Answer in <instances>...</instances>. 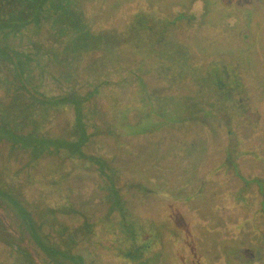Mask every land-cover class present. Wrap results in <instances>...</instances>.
Masks as SVG:
<instances>
[{
    "label": "trees",
    "instance_id": "obj_1",
    "mask_svg": "<svg viewBox=\"0 0 264 264\" xmlns=\"http://www.w3.org/2000/svg\"><path fill=\"white\" fill-rule=\"evenodd\" d=\"M149 1L152 6L160 2ZM212 1L206 0L204 5L200 2L197 8L190 6L194 9L189 12L182 8L183 12L174 15L169 10V14L154 18L136 11L135 4L142 5L146 0H118L116 26L106 21L108 28L98 30L102 22L90 19L85 0H0V242L6 245L0 264H37L25 242L35 245L47 264H98V247L103 252L122 254L118 264H131L132 258L143 261L146 253L159 252L171 241L179 248L173 256L177 262L185 247L193 259L201 257L196 248L191 249L194 239L204 240L200 234L189 229L173 240L171 236L176 231L165 233L163 226H170L164 223L162 229L158 223L149 228L144 223V213L142 218L135 216L136 207L131 204L136 194L143 195L142 199L153 195L173 201L175 197L142 183L134 184L124 176L122 166L127 160L120 161L117 168L113 152L110 158L105 157L99 154L98 145L125 156L122 152L141 142V138L147 139V134L159 137L166 130L170 134L179 127L186 130L190 122L198 119H214L213 113L205 115L203 108L195 114L192 100L180 99L179 93L170 100L173 110L167 102L158 101L161 89L153 88L155 95L148 93L144 73L139 67H128L126 52L131 49L138 52L148 45L159 47L156 53L150 49L148 56L153 59L163 55L167 56L165 60H173L170 77L188 80L193 74L194 81L201 75L211 76V91L230 99L233 89L227 86L228 63L211 66L206 65L205 58H193L204 57L198 30L210 15ZM195 2L190 0L189 4L196 5ZM128 6L136 10H128ZM228 9L232 10H225L229 12ZM238 9L251 12L249 4ZM243 15L247 21L246 14L240 12L234 19ZM121 16L132 18L120 30L117 25ZM259 17L262 23L264 17ZM260 27V44H264V25ZM141 53L137 57L143 61ZM249 75L247 71L241 76L247 94L236 99V104L254 99L255 91L264 100V88ZM137 82L139 90L134 91L132 86ZM136 96L141 97L140 104L134 107ZM151 103L159 111L152 113L146 106ZM231 104L234 112L242 109ZM146 114L151 115L152 124L140 127L141 122H146ZM225 125L232 131L229 119ZM227 130L219 132L218 137L215 131L214 139L222 142ZM232 144L231 153L236 149ZM227 162L233 170L229 180L242 185L235 197L237 207L251 206L247 222L237 217L232 224L237 226L240 220L247 226L256 215H264V184L260 179L253 182V178H240L237 164L231 158ZM252 185L257 186L253 197L248 193ZM79 204L88 205V216L80 212ZM58 216H77L80 223H66ZM158 235L164 241L151 251L150 240ZM261 246L264 248V244ZM251 264H264V260Z\"/></svg>",
    "mask_w": 264,
    "mask_h": 264
},
{
    "label": "rangeland",
    "instance_id": "obj_2",
    "mask_svg": "<svg viewBox=\"0 0 264 264\" xmlns=\"http://www.w3.org/2000/svg\"><path fill=\"white\" fill-rule=\"evenodd\" d=\"M146 1L142 5L135 4L137 10L132 6H128V10H136L146 17L158 18L159 14H169V10L176 15L178 12H183L182 8L189 12L193 8L190 6L197 8L200 2L202 5L206 2V0H196V5H190V0H157L161 3L152 6L149 0ZM116 2L118 0H85L84 8L90 19L93 22H102V26H98V30L108 28L106 21L109 24L113 23L114 27L116 26L117 16L114 13ZM226 2L228 4L225 6ZM248 4L251 6V12L238 9ZM226 8H232V10L228 9V12L225 10ZM208 11L209 17L198 30V37L202 43L200 49L204 57L195 55L193 58L196 60L205 58L206 65L211 66L220 65L222 62L228 63L226 68L230 78L227 86L229 85L228 87L233 89L230 99L226 100V96L222 93L211 91L212 87L208 86L211 76L201 75L194 81H192L195 79L193 74H190L188 80L185 77H170L172 75L169 73L174 68L173 60L167 61L165 60L167 56L163 55L153 59L148 56L150 49L154 53L158 52L160 48L157 46L148 45L145 50L139 49L138 52H135L134 49H131L126 52V54L129 53V57L126 56L127 63L130 65L128 67H139L144 73L148 93L153 95V88L162 90L157 97L158 101L164 104L167 102V106L173 110L174 103L170 100L173 98L172 95L179 93L181 94L180 99L192 100L191 110L195 114H198L197 111L203 108L205 115H208L209 111L214 115L212 121L204 122L203 119H198L190 122L192 125L188 129L179 127L172 134L169 133V130L161 132L162 135L159 137H150L147 134V139L141 138V142L132 145L130 150L123 151L125 156L116 152V149H107V146L100 147L98 145L99 154H103L105 157L110 158V154L113 152L111 157L116 158L114 163L117 168L127 160L126 164L122 166L124 176L127 179H132L134 184L142 183L154 190H164L168 196L175 197L173 201L153 195L142 199L143 195L136 194L137 197L132 199L133 203H131L134 208L136 207L133 211L137 213L135 216L141 218L144 213L147 220L144 222L146 226L155 228L157 223L160 226L163 223L165 226H170L169 229H165L163 226V231L167 234L176 231V234L173 233L171 236L173 240L182 236L189 229L200 234V238L204 239L202 241L197 238L192 242L191 249L194 251L196 248V253L201 254L200 258L195 256L193 259L190 249L185 247L186 249H182L184 251L180 253V260L177 262L173 256L177 252L179 253V248L171 245L172 241L171 244H166L161 251H153L154 247L159 248L164 241V238L158 235L155 240H150V246H152L150 249L153 252L146 253V258L143 261L132 258L131 264H225V262L226 264H251L254 261L264 260V248L261 246L264 244V215L260 213L251 219L249 223L252 226L250 224L246 226L240 220L236 222L237 226L232 224L237 217L246 221L251 216V206H249L250 208L237 207L235 197L242 185L240 181L238 183L236 180H229L233 170L227 162L228 158H231L233 163L237 164L239 170L236 172L237 176L253 178L251 180L253 182L260 179L264 184V100L255 91L254 99L250 98L247 101L245 99L244 102L238 103L240 105L236 104V99H241L247 94L243 79H241V76L246 75L247 71L251 74L249 77L264 88V44H260L262 37L260 26L264 25V20L262 23L259 20V16L264 17V0H237L236 3L233 0H213ZM239 12L246 14L248 20L245 21L244 15L235 20L234 17ZM131 18L127 16L118 18L117 26L120 30L123 29V26H127ZM111 19L115 20L111 21ZM171 34L173 35V33ZM140 52L144 54L143 61L138 60ZM174 79L175 81H173ZM138 84L139 82L136 85L133 84L134 91L139 90ZM149 87L151 88L150 92ZM164 91H170V93ZM137 97L138 99H136ZM136 98L132 101L134 107L140 104L141 97L136 96ZM154 103L146 105L149 106L152 113L159 111V107ZM230 103L242 109L234 112V108L229 106ZM170 115L172 114L170 113ZM210 115L212 114L210 113ZM143 118L146 122H144L145 124L141 122L140 127L152 124L151 115L146 114ZM228 119L230 120L229 129L232 131L227 130V125H225ZM173 126L171 125V127ZM165 127L168 128L170 125ZM226 130L229 133L227 132L221 142L220 139H217L219 132L223 134ZM214 133L217 134L216 139H214ZM231 143H235L236 146L232 153L230 152ZM152 188L150 190H153ZM256 188L257 186L252 185L248 191L252 197ZM73 203L74 207L77 206L75 201ZM80 207V212H85L86 216L89 215L87 212H91L88 210V205H80ZM140 213L142 214L140 215ZM58 218L66 223L67 220L71 224L76 220L80 223V218L77 216L73 218L58 216ZM155 218L158 220H154ZM223 223L231 224L236 228L229 225L222 226V228L220 225ZM212 228L216 229L212 230ZM190 238L192 237L189 236ZM180 241L181 239L178 242ZM5 248V243L0 242V255ZM25 248L31 252V256L37 264H47V259L35 245L25 242ZM83 251L86 254L87 248ZM96 254L95 261H99L98 264H118L123 258L122 254L118 256L110 251L103 252L99 247ZM207 256H209V260L205 263ZM6 258L8 257L5 256L4 259Z\"/></svg>",
    "mask_w": 264,
    "mask_h": 264
},
{
    "label": "flooded vegetation",
    "instance_id": "obj_3",
    "mask_svg": "<svg viewBox=\"0 0 264 264\" xmlns=\"http://www.w3.org/2000/svg\"><path fill=\"white\" fill-rule=\"evenodd\" d=\"M2 242V241H1ZM2 255H3V253H2Z\"/></svg>",
    "mask_w": 264,
    "mask_h": 264
}]
</instances>
